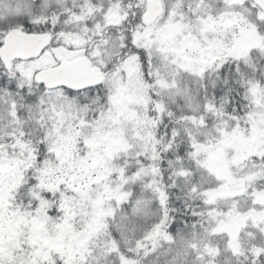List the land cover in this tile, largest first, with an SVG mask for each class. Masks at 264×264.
Instances as JSON below:
<instances>
[{"label": "snow or ice", "instance_id": "6c2138e0", "mask_svg": "<svg viewBox=\"0 0 264 264\" xmlns=\"http://www.w3.org/2000/svg\"><path fill=\"white\" fill-rule=\"evenodd\" d=\"M0 264H264V0H0Z\"/></svg>", "mask_w": 264, "mask_h": 264}]
</instances>
